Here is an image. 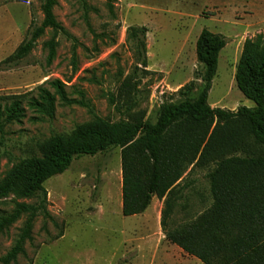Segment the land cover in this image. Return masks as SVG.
<instances>
[{"label":"rangeland","instance_id":"rangeland-1","mask_svg":"<svg viewBox=\"0 0 264 264\" xmlns=\"http://www.w3.org/2000/svg\"><path fill=\"white\" fill-rule=\"evenodd\" d=\"M42 4L0 1V64L27 39L33 22L42 24ZM54 13L66 33L55 37L48 30L21 63L0 66V97L26 95L23 119L0 133V212L37 203L26 192L31 172L19 165L42 157V146L53 137L72 135L96 118L107 124L127 118L128 107L121 105L119 111L120 103H112L125 82L132 84L136 99L133 112L145 113L151 125L164 107L197 99L204 88L205 68L196 54L203 30L227 39L209 105L229 111L256 107L239 90L236 73L246 42L260 38L264 43V0H58ZM143 30L148 68L141 65ZM54 38L56 55L49 61L47 44ZM194 80V91L185 98L180 91ZM55 81L65 85L70 100L87 106L67 105L56 96L53 119L32 109L31 100L39 98L41 89L55 94ZM210 171L186 174L172 202L169 231L212 207ZM45 189L50 216L36 218L26 255L13 264H203L167 240L162 228L165 200L139 217L123 216L119 147L76 156ZM27 220L24 215L0 237V258L11 250Z\"/></svg>","mask_w":264,"mask_h":264},{"label":"trees","instance_id":"trees-1","mask_svg":"<svg viewBox=\"0 0 264 264\" xmlns=\"http://www.w3.org/2000/svg\"><path fill=\"white\" fill-rule=\"evenodd\" d=\"M1 1V0H0ZM58 0H43L44 20L40 26L32 23L27 39L17 51L0 64L12 66L25 60L37 42L51 30L55 37L66 33L55 16ZM139 41L141 65L148 68L144 38ZM227 46L223 35L203 30L196 45L198 62L204 66V88L197 99L166 106L158 122L145 121V113H134L136 99L132 84L122 86L118 99L112 103L124 106L126 119L107 124L100 118L72 135H59L42 146V157L22 161L19 168L31 172L27 195L37 200L34 205L17 204L12 213L0 212V237L24 215L28 220L11 250L1 264H13L25 256V245L32 241L36 218L49 217L45 184L63 175L76 156L95 155L111 147H119L122 157V196L125 218L143 215L154 198L165 200L162 214L163 232L169 242L203 264H264V43L247 41L237 68L239 90L256 104L237 111L213 109L209 96L218 72L221 52ZM49 61L56 55V38L51 40ZM197 76L195 80H199ZM195 80L180 93L187 98L194 91ZM52 94L41 89L30 107L53 119L56 96L67 105L81 104L68 98L65 85L51 84ZM26 95L0 97V133L7 125L20 122L25 114L22 100ZM5 102V105L2 103ZM211 170L212 207L179 228L169 231L168 220L174 197L181 189L187 173ZM60 236L59 238H61Z\"/></svg>","mask_w":264,"mask_h":264},{"label":"crops","instance_id":"crops-1","mask_svg":"<svg viewBox=\"0 0 264 264\" xmlns=\"http://www.w3.org/2000/svg\"><path fill=\"white\" fill-rule=\"evenodd\" d=\"M159 201H160L159 199L154 198L150 207L152 208L156 204V202H159ZM120 209L123 210V199L121 201V207H120ZM149 210H150V208L145 213H147ZM137 217H139V216H137ZM131 218H136V217H131Z\"/></svg>","mask_w":264,"mask_h":264}]
</instances>
